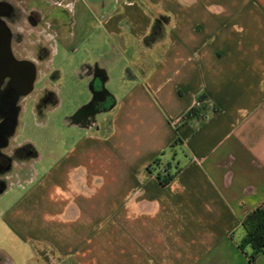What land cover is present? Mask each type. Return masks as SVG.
I'll return each mask as SVG.
<instances>
[{"label": "crops", "instance_id": "1", "mask_svg": "<svg viewBox=\"0 0 264 264\" xmlns=\"http://www.w3.org/2000/svg\"><path fill=\"white\" fill-rule=\"evenodd\" d=\"M90 8L101 30L88 39L106 40L91 64L99 53L92 68L113 103L97 125H70L74 139L51 147L48 163L29 142L37 155L7 227L47 246L55 264H264V252L252 261L239 247L241 221L264 204V0ZM117 68L113 95L105 86Z\"/></svg>", "mask_w": 264, "mask_h": 264}, {"label": "flooded vegetation", "instance_id": "2", "mask_svg": "<svg viewBox=\"0 0 264 264\" xmlns=\"http://www.w3.org/2000/svg\"><path fill=\"white\" fill-rule=\"evenodd\" d=\"M31 1L0 0V194L7 189L5 179L11 174L24 177L26 164L37 155L29 142L13 144L29 97L35 94L34 110L39 113L47 103L55 105L56 102L50 88L44 87L41 94L40 89L35 91L42 74L40 68L52 70L49 81L55 80L58 72L50 65L56 52L76 38L85 39L80 42L85 45L92 32L100 33L101 30L88 23L93 21L92 0H43L47 15L41 10L42 6L40 9L28 7ZM30 69L34 78L32 90L26 93ZM90 72L89 103L72 116L73 120L87 126L97 125L98 117L113 103L102 85V70L91 67ZM9 262L0 254V264Z\"/></svg>", "mask_w": 264, "mask_h": 264}, {"label": "rangeland", "instance_id": "3", "mask_svg": "<svg viewBox=\"0 0 264 264\" xmlns=\"http://www.w3.org/2000/svg\"><path fill=\"white\" fill-rule=\"evenodd\" d=\"M28 7L41 8L43 11L47 9L43 0H32ZM44 12L47 15V12ZM61 15L63 16V14ZM162 20L165 21V18L162 17ZM88 23L92 27H96V23L93 21H88ZM81 40L85 39L79 40V38H76V40H71L67 43L69 47L60 48L56 52V55L53 56L50 66L55 70L61 68V73L64 74V78L58 80L57 76L55 80L49 81V75H51L52 70L40 68L42 74L40 73V83L36 85L35 91L37 92L40 89L41 94V90L44 87L50 88L56 98L60 99V104H57V100H55V105H48L47 103L46 107L41 110V113L35 112L33 101L35 99V94L31 95L25 113L21 118V128L13 141V144L30 142L35 148L40 147L42 152L41 163L43 164L48 163L46 161H51L52 159V154H49V149L51 150V147H59L68 144L74 139L76 130L73 129L74 127L69 126L81 125L69 117L78 114V112L82 111L83 108L88 105L90 100V98L87 97L89 80L87 79L88 81L86 80V83L85 81L80 82L76 77H78L80 73H82V77H84V73H89L91 67L101 66L99 64V57L101 55L99 53H94L96 61L91 64L93 56L89 51L92 48L99 50L105 48L106 46L104 43H106V40L90 39L92 41H88L86 47L83 43H80ZM144 40L145 42L147 41V39ZM101 41L104 43L101 44ZM145 42L141 43V46L146 50V48H148L146 45L148 44ZM71 47L78 48L80 50L79 53L69 54L72 49ZM85 49L87 50L85 51ZM109 56L112 57V55ZM101 62L102 65L106 64L104 61ZM119 73L120 68L110 71V81L106 85L107 87L105 86L107 91L113 95H116L121 88ZM80 101L82 103H79ZM43 116L44 118H41ZM106 123L107 122L104 124ZM28 164L29 163H27L26 166H28ZM152 167L157 169L158 165L153 162ZM26 177L27 175L21 177L16 174H11L5 179L7 190L0 194V254L5 257V259L7 258L10 260L8 264H55L54 253L48 249L47 246L41 243L37 244L36 242L25 243L18 239L7 227L3 219L6 209L10 206L9 204L13 200H16L19 194H21L22 188L20 189V186L24 185L25 182L23 178Z\"/></svg>", "mask_w": 264, "mask_h": 264}, {"label": "trees", "instance_id": "4", "mask_svg": "<svg viewBox=\"0 0 264 264\" xmlns=\"http://www.w3.org/2000/svg\"><path fill=\"white\" fill-rule=\"evenodd\" d=\"M164 23L165 21L161 17L155 19L152 24L151 34H154L155 31H160ZM166 181L165 176L161 182ZM241 226L244 230V236L239 242V247L243 250L246 246H250L252 248L250 260L253 261L259 253L264 252V204L255 207L247 213L241 221Z\"/></svg>", "mask_w": 264, "mask_h": 264}, {"label": "water", "instance_id": "5", "mask_svg": "<svg viewBox=\"0 0 264 264\" xmlns=\"http://www.w3.org/2000/svg\"><path fill=\"white\" fill-rule=\"evenodd\" d=\"M0 29H2V27ZM6 47H8V46L6 45ZM30 74H31V76H30L29 81L26 85V90H25L26 93H28L32 90V82H33V78H34L33 76L34 75H33V70H31V69H30Z\"/></svg>", "mask_w": 264, "mask_h": 264}, {"label": "built area", "instance_id": "6", "mask_svg": "<svg viewBox=\"0 0 264 264\" xmlns=\"http://www.w3.org/2000/svg\"><path fill=\"white\" fill-rule=\"evenodd\" d=\"M161 171H162V173H164V169H162Z\"/></svg>", "mask_w": 264, "mask_h": 264}]
</instances>
